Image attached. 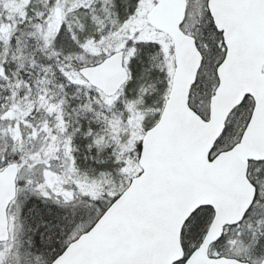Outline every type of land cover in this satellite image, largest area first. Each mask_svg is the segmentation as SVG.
Returning <instances> with one entry per match:
<instances>
[{
  "label": "snow or ice",
  "instance_id": "1",
  "mask_svg": "<svg viewBox=\"0 0 264 264\" xmlns=\"http://www.w3.org/2000/svg\"><path fill=\"white\" fill-rule=\"evenodd\" d=\"M0 264H264V0H0Z\"/></svg>",
  "mask_w": 264,
  "mask_h": 264
}]
</instances>
